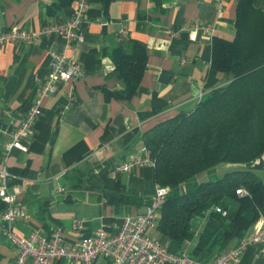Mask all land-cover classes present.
Segmentation results:
<instances>
[{"label": "crops", "instance_id": "obj_1", "mask_svg": "<svg viewBox=\"0 0 264 264\" xmlns=\"http://www.w3.org/2000/svg\"><path fill=\"white\" fill-rule=\"evenodd\" d=\"M238 2L89 0L80 40L67 43L54 33L32 42L0 45V167L5 165L9 172L4 176L0 171V184H7L11 192L18 184L25 186L18 193L24 215L14 224L20 234L28 235L36 227L46 234L62 227L68 241L99 228L113 234L125 214L145 209L158 183L155 168L143 165L117 175L113 169L146 148L147 128L194 109L205 94L231 81L232 72L212 66V39L234 37ZM253 3L264 10V0ZM75 5V0H0V30L15 25L40 30L66 20ZM196 22L211 23L214 30L198 29L192 39L190 30ZM124 26L127 36L121 32ZM135 44L147 52L146 68L134 94L120 97L116 92L124 81L115 72L112 53L117 47L132 51ZM60 54L80 62L84 74L58 80L56 91L42 100L34 134L24 138L27 148H8L53 58ZM154 108L157 113L141 116ZM252 168L264 180V153ZM203 177L206 172L199 176ZM121 193L142 200L129 203L113 197ZM74 219L83 220L82 228L72 226ZM263 222L264 208L248 232ZM150 232L158 238L156 226ZM17 254L0 224V264H15ZM263 261L264 242L249 244L236 260L237 264ZM51 264L79 261L63 257ZM92 264H111V259L99 255Z\"/></svg>", "mask_w": 264, "mask_h": 264}, {"label": "trees", "instance_id": "obj_2", "mask_svg": "<svg viewBox=\"0 0 264 264\" xmlns=\"http://www.w3.org/2000/svg\"><path fill=\"white\" fill-rule=\"evenodd\" d=\"M112 58L124 81L116 94L131 97L147 52L139 44L132 51L117 47ZM211 63L232 72L231 81L205 94L194 109L164 117L143 134L156 158V182L170 186L156 225L158 239L171 251L187 250L201 260L245 235L264 208V180L252 168L264 153V10L253 0H239L234 37L214 35ZM203 172L206 177L199 178ZM240 187L247 192L238 193ZM114 195L129 203L142 200ZM6 205L0 196V212Z\"/></svg>", "mask_w": 264, "mask_h": 264}, {"label": "built area", "instance_id": "obj_3", "mask_svg": "<svg viewBox=\"0 0 264 264\" xmlns=\"http://www.w3.org/2000/svg\"><path fill=\"white\" fill-rule=\"evenodd\" d=\"M75 1L74 12L66 20L45 24L40 30L18 25L0 30V45L9 41L32 42L42 35L54 33L63 36L67 43L80 40L89 0ZM198 29L213 31L214 25L194 23L190 30L192 39L197 37ZM121 32L124 36L128 35L126 26ZM83 74L84 69L80 62L70 60L64 54L55 56L48 75L40 84L21 122L14 129L13 140L8 144V148L16 146L26 149L24 138L35 132L36 120L42 111L43 98L56 91L58 80L76 79ZM143 165L153 167L156 165V158L147 147L117 165L113 169V175H117L120 171H132ZM0 171L4 176L9 173L5 165L0 167ZM24 189L23 184H18L15 186V191L11 192L7 184H0V196L7 203L6 208L0 212V224L3 226L4 234L18 248L15 264H51L53 260L63 257L76 259L79 264H92L99 255L109 257L111 264H162L166 262L169 264H237V258L249 244L264 242L263 222L260 228L239 237L235 244L208 260L196 258L187 250L180 252L169 250L150 232V229L157 225L161 207L170 191V186L160 183H157L155 192L146 202L145 209L135 214H125L122 226L116 233L107 234L103 228H99L93 234L68 241L62 227L53 228L50 234L36 227L28 235H22L15 229L14 224L24 215V210L18 201V193ZM237 192L244 193L247 190L240 187ZM216 209L222 211L219 206ZM72 226L82 228L83 220L74 219Z\"/></svg>", "mask_w": 264, "mask_h": 264}, {"label": "rangeland", "instance_id": "obj_4", "mask_svg": "<svg viewBox=\"0 0 264 264\" xmlns=\"http://www.w3.org/2000/svg\"><path fill=\"white\" fill-rule=\"evenodd\" d=\"M222 172V171H221ZM221 172H218L219 174H221ZM213 178H215L216 177V175L215 174H212L211 175Z\"/></svg>", "mask_w": 264, "mask_h": 264}, {"label": "water", "instance_id": "obj_5", "mask_svg": "<svg viewBox=\"0 0 264 264\" xmlns=\"http://www.w3.org/2000/svg\"><path fill=\"white\" fill-rule=\"evenodd\" d=\"M51 186H52V184H51Z\"/></svg>", "mask_w": 264, "mask_h": 264}]
</instances>
